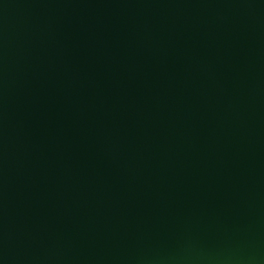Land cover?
<instances>
[{
  "label": "water",
  "instance_id": "95a60500",
  "mask_svg": "<svg viewBox=\"0 0 264 264\" xmlns=\"http://www.w3.org/2000/svg\"><path fill=\"white\" fill-rule=\"evenodd\" d=\"M0 264H264V0H0Z\"/></svg>",
  "mask_w": 264,
  "mask_h": 264
}]
</instances>
